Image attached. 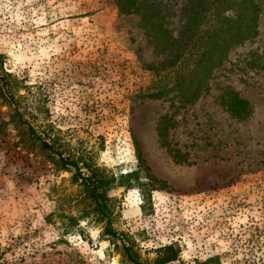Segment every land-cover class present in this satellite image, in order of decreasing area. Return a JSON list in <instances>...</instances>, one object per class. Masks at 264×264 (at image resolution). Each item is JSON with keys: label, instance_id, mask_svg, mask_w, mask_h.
<instances>
[{"label": "rangeland", "instance_id": "374dc122", "mask_svg": "<svg viewBox=\"0 0 264 264\" xmlns=\"http://www.w3.org/2000/svg\"><path fill=\"white\" fill-rule=\"evenodd\" d=\"M136 3L157 4L177 35L186 0ZM258 30L187 102L169 79L147 96L163 58L154 27L116 0H0V264H132L124 242L147 264L169 243L180 253L165 264H264V0ZM227 87L246 115L227 110ZM88 168L115 179L120 239L103 234Z\"/></svg>", "mask_w": 264, "mask_h": 264}, {"label": "trees", "instance_id": "16d2710c", "mask_svg": "<svg viewBox=\"0 0 264 264\" xmlns=\"http://www.w3.org/2000/svg\"><path fill=\"white\" fill-rule=\"evenodd\" d=\"M123 10H132L140 14L144 25L154 27L156 46L163 55L160 64L152 69L156 75V91L148 97H158L164 92L166 80L173 81L171 89L187 102L199 97V92L213 69L218 67L227 56L229 49L258 34L259 17L263 0H186L182 8L183 23L176 36H172L165 27L164 15L156 4V10L141 11L143 4L136 0H116ZM223 104L231 114L241 117L249 112L248 102L227 87L222 94ZM32 136L40 141L43 148L61 153L56 143L44 139L29 126ZM63 162L72 166L77 172V161L63 158ZM87 174L79 173L87 186L94 203L95 212L105 220L103 234L120 239L112 228L111 212L107 201L108 190L114 185V178L105 179L94 170L87 169ZM138 172L131 171L121 175L122 184L130 180L138 181ZM126 259L132 264H147L139 258L138 253L127 243L122 244ZM180 247L169 243L159 247L153 264H165L177 260ZM217 255L210 256L199 264H221Z\"/></svg>", "mask_w": 264, "mask_h": 264}]
</instances>
